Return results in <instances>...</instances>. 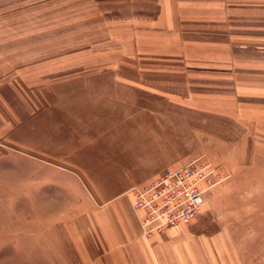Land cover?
Wrapping results in <instances>:
<instances>
[{"label": "crops", "instance_id": "obj_1", "mask_svg": "<svg viewBox=\"0 0 264 264\" xmlns=\"http://www.w3.org/2000/svg\"><path fill=\"white\" fill-rule=\"evenodd\" d=\"M106 3L102 40L45 64L58 71L45 79L66 78L29 104L18 132L28 152L70 170L57 174L69 193L85 187L93 199L50 226L42 260L247 264L204 218L145 238L129 191L195 160L223 168L264 148V0Z\"/></svg>", "mask_w": 264, "mask_h": 264}, {"label": "rangeland", "instance_id": "obj_2", "mask_svg": "<svg viewBox=\"0 0 264 264\" xmlns=\"http://www.w3.org/2000/svg\"><path fill=\"white\" fill-rule=\"evenodd\" d=\"M107 9L106 0H0V264L48 263L42 257L50 226L93 203L82 184L87 196L69 193L72 182L57 174L70 170L28 152L19 144L26 134L18 132L35 111L29 104L66 78L45 79L58 72L45 66L102 40ZM239 160L223 165L227 179L196 218H204L206 233L227 237L229 251L241 252L247 264H264V148Z\"/></svg>", "mask_w": 264, "mask_h": 264}, {"label": "built area", "instance_id": "obj_3", "mask_svg": "<svg viewBox=\"0 0 264 264\" xmlns=\"http://www.w3.org/2000/svg\"><path fill=\"white\" fill-rule=\"evenodd\" d=\"M226 179L221 167L195 160L131 188L132 207L142 212L143 236L151 239L198 216L207 195Z\"/></svg>", "mask_w": 264, "mask_h": 264}]
</instances>
